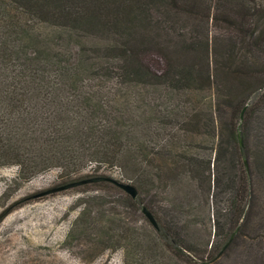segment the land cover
Wrapping results in <instances>:
<instances>
[{"label":"trees","instance_id":"16d2710c","mask_svg":"<svg viewBox=\"0 0 264 264\" xmlns=\"http://www.w3.org/2000/svg\"><path fill=\"white\" fill-rule=\"evenodd\" d=\"M3 166L23 183L57 169L47 190L136 187L69 189L99 188L65 240L86 238L93 257L264 262V0H0Z\"/></svg>","mask_w":264,"mask_h":264},{"label":"rangeland","instance_id":"374dc122","mask_svg":"<svg viewBox=\"0 0 264 264\" xmlns=\"http://www.w3.org/2000/svg\"><path fill=\"white\" fill-rule=\"evenodd\" d=\"M92 164L94 167L99 166L95 162ZM93 166L88 171H93ZM99 167L101 168L98 173L104 175L122 176L125 172L119 165L107 164ZM17 178L16 166L0 167V213L13 201L62 182L57 169L26 183L16 181ZM98 189L89 187L85 192L66 190L46 194L26 200L11 212H7L0 220V264H123L122 251H108L93 257V253L86 246V238L78 239L73 244L65 243L80 211L77 200L93 195V191ZM141 214L128 213V219L134 224L133 227H140L146 232L148 224ZM126 221L129 223L127 219ZM258 258L257 264H264L262 256Z\"/></svg>","mask_w":264,"mask_h":264},{"label":"water","instance_id":"95a60500","mask_svg":"<svg viewBox=\"0 0 264 264\" xmlns=\"http://www.w3.org/2000/svg\"><path fill=\"white\" fill-rule=\"evenodd\" d=\"M243 117H244V115H242V119H243ZM239 135H240V145H241V147H244V138L242 137V133L240 132ZM245 163H246L247 168L249 169V162L246 160ZM101 181H109V182L115 183L120 188L125 190L129 195H131L134 199L138 198V190L136 189V187L134 185H132L130 183L120 182V181H118L112 177H109V176H95V177H90V178H87V179H84L81 181H77V182L58 185V186L52 187L48 190H45V191L39 193L35 197H40V196H44L46 194H53V193H57V192H61V191H66V190H69V189L76 187L78 185H84V184L101 182ZM142 212L149 219V221L152 223V225L156 229H159L158 223H157L154 215L152 214V212L145 206L143 207ZM233 237H234V235L232 236V238Z\"/></svg>","mask_w":264,"mask_h":264}]
</instances>
